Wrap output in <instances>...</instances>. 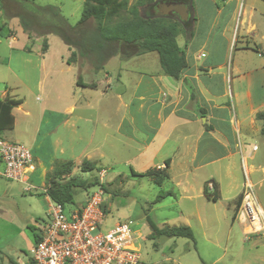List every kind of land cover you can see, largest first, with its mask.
Instances as JSON below:
<instances>
[{
  "label": "crops",
  "instance_id": "1",
  "mask_svg": "<svg viewBox=\"0 0 264 264\" xmlns=\"http://www.w3.org/2000/svg\"><path fill=\"white\" fill-rule=\"evenodd\" d=\"M252 3L247 9L237 7V0L213 4V17L199 42L200 7L192 0L193 36L185 49L187 66L179 79L163 73L156 51L123 59L114 56L104 67L89 71L70 59L73 47L63 42V69L71 71L76 66L78 74L69 88L72 98L58 92L36 117L20 103L13 108L26 115L24 128L9 136L16 128L12 108L13 127L2 134L28 145L33 157L28 175L31 190L43 188L49 205L46 174L55 161H71L77 166L87 159L96 166H107L120 156L128 170L140 173L154 167L163 169L168 159V178L157 186L170 183L175 188L176 194L167 197L176 203L184 225L188 224L193 234L200 229L206 235L213 230L212 223L218 229L224 218L228 221L225 240L232 246L242 244L240 225L244 239L250 240L258 253L257 264H264V236L251 240L235 218L244 183L254 184L256 192L264 188V122L255 118L264 107V22L254 21L257 10ZM254 34L260 36L259 41H254ZM220 41L225 44L221 58L216 52ZM239 41L245 43L238 47ZM229 42L238 51H249L253 45L260 60L250 63L249 69L239 63L226 68ZM48 46L38 52L44 66ZM6 91L16 98L12 89ZM92 91L99 92L94 101ZM0 94L4 95L5 89ZM258 135L263 150L257 156L260 148L252 138ZM164 192L170 191L159 193ZM217 204L222 207L221 215L215 212Z\"/></svg>",
  "mask_w": 264,
  "mask_h": 264
},
{
  "label": "rangeland",
  "instance_id": "2",
  "mask_svg": "<svg viewBox=\"0 0 264 264\" xmlns=\"http://www.w3.org/2000/svg\"><path fill=\"white\" fill-rule=\"evenodd\" d=\"M28 1L30 2L31 0ZM33 1L37 5H53L59 8L60 13L67 18L69 24L75 26L74 29H69L65 33L71 42L77 40L79 42L83 37L86 38L97 27L98 21L94 18H89L87 21L77 24L84 0ZM136 1L129 0V4L131 5ZM156 1L158 0H154V2ZM143 2H146V0H143ZM27 3L25 0H0V93L5 89V94H0V97L9 96L6 90L12 89L16 98L19 97L21 99L22 107L30 112V116L36 117L37 111H40L51 97H56L58 92L64 94V97L68 95L71 97L69 88L72 86L71 82H74L78 74L76 66L71 71L63 69L65 66L62 65V57L66 50L65 44L57 35L46 33L48 28L41 26L31 17L26 6ZM223 3H225V0H194V6L200 7V13L198 14L200 21L199 42L203 38L202 31L213 17V4L221 5ZM250 3L251 0H237V7L247 9L248 6H251ZM252 4L257 10L254 21L264 22V17L260 15L264 14V3L261 0H253ZM147 8L148 4L138 8L140 16L145 17ZM130 18L129 10L125 9L120 11L119 15L105 19V23L112 25L117 21ZM169 18L180 22L176 17ZM22 19L27 21L30 33L23 31ZM187 38V31L179 33L177 36L178 44L184 47V43L187 42L188 45L190 40H187ZM253 38L255 42L260 40L258 34H254ZM239 39L242 40L241 38ZM263 42L264 40L261 41V43ZM241 43L245 42L239 41L237 46L239 47ZM249 43L253 44V42ZM47 44L49 48L45 57L46 66H44L39 61L38 52L43 53L47 49ZM217 44V57L221 58L225 44L221 41L217 42ZM70 47H73L70 59L87 67L89 71L95 69L99 56L106 57L104 65L114 56L123 59L119 52L113 55L116 52L115 48L117 49L118 46L114 47L112 45L99 53L90 50L88 47L85 50H81L78 46ZM228 47L226 68L234 63H239L249 69L250 63L254 65L260 60L253 45L249 51H238L237 48L234 49L231 43ZM79 51L83 52L82 56L79 55ZM98 94L99 92H94L92 100ZM62 99L58 101H62ZM13 110L16 128L14 131L9 132V134H12L9 136L17 134V128L18 131L23 129L27 120L26 115L20 108H13ZM262 110H264V107ZM9 136L1 137L7 141L28 146L21 139ZM252 139L260 148L257 152L258 156L263 150L260 135ZM117 158H112V161L113 159L117 161L115 164L96 166L91 171L81 170L80 164L84 160L82 159L79 165L75 166L73 164L70 173L63 175L57 181L63 182L70 177H75L85 182L86 185L84 187L73 188V202L70 207L83 205L86 202L88 192H91L95 186L101 185L108 192L109 203V210L103 221L102 230H106L116 223L128 222L132 230L141 232L144 239H139L136 243L140 247L142 264L258 263V253L252 246L251 241L244 239L240 225H238V228L242 244L240 243V246H232V244L226 243L225 233L228 221H225L224 218H222L221 227H218V229L217 225L212 223L213 230H210L209 234L202 235L201 230L196 229L194 240L184 237L152 239L145 219L146 213L158 226L185 224V220L179 215L177 205L172 198L167 197L158 203H152L161 190L170 191L172 195L176 194L177 191L170 183L161 187L153 184L149 180L151 179L150 177L132 178L127 164L123 160H119L122 159L120 156L119 159ZM253 160L254 157L249 160V163H252ZM94 164L96 163L94 162ZM163 167L165 169V166ZM103 170L104 174L100 181ZM34 182L38 184L39 180L35 178ZM255 189L256 186H254V192L258 202L264 205V188L258 192ZM47 205V198L43 188H34L27 192L22 184L0 176V264H18L32 255L35 244L33 231H39L48 222ZM221 210L222 207L217 204L215 207L216 214L221 215ZM189 221L193 224L195 223L193 219ZM246 236L252 238L251 240H259V236L264 235L259 233L256 235L247 234ZM215 240L217 245L214 244Z\"/></svg>",
  "mask_w": 264,
  "mask_h": 264
},
{
  "label": "trees",
  "instance_id": "3",
  "mask_svg": "<svg viewBox=\"0 0 264 264\" xmlns=\"http://www.w3.org/2000/svg\"><path fill=\"white\" fill-rule=\"evenodd\" d=\"M26 4L29 13L33 19L41 26L48 28L46 33L57 35L65 44L69 46H78L81 50L87 47L96 52H101L110 46H118L114 54L120 53L123 58L139 55L149 51H156L159 57V64L163 73L175 79H179L182 70L187 66L185 49L177 43V36L181 32H188L187 40L193 36L191 29V18L184 23L178 22L169 17H159L146 11L145 17L140 16L139 7L148 4L151 8L154 0H137L133 4H129V0H84L80 11V17L77 24L94 18L98 21L94 32L86 38H82L79 42H71L65 34L69 29H74V25H70L67 18L64 17L57 6L53 5H37L33 0ZM159 1V0H158ZM192 6V0H187ZM264 3V0H261ZM154 2V3H153ZM157 2V1H156ZM128 9L131 18L123 21H117L112 25L105 23V19L119 15L120 11ZM194 19V18H193ZM28 23L22 19V29L26 33H30ZM45 47V46H44ZM46 48V47H45ZM79 55H83L79 51ZM106 57L99 56L95 64V69L102 68ZM77 83H80L78 77ZM94 86V84H89ZM21 103L20 98L5 96L0 98V137L2 134L13 127V116L11 110L13 107ZM255 118L264 122V110L255 113ZM264 134V128L261 129ZM169 160L164 161L165 168L168 167ZM73 163L71 161H55L53 168L46 174L47 195L52 201L61 203L64 207H69L73 202V188L84 187L86 184L83 180L70 177L63 182H58L63 175L71 172ZM96 164L87 159L82 160L80 168L82 171H91L95 169ZM131 174L137 177H150L151 181L156 185H161L167 178L168 174L165 169L149 168L144 172H134ZM107 192V191H106ZM172 195L170 192L159 193L156 195L153 204L160 202L163 198ZM145 219L150 229L152 239L166 237H184L194 240L192 229L188 225H156L149 215L146 213ZM34 242L39 238L36 231H33ZM156 245V244H155Z\"/></svg>",
  "mask_w": 264,
  "mask_h": 264
},
{
  "label": "built area",
  "instance_id": "4",
  "mask_svg": "<svg viewBox=\"0 0 264 264\" xmlns=\"http://www.w3.org/2000/svg\"><path fill=\"white\" fill-rule=\"evenodd\" d=\"M256 146L252 147L255 150ZM248 157V156H247ZM243 168L247 173L245 158ZM33 168L30 149L0 137V176L24 184L29 192L28 175ZM104 170L101 172L100 181ZM254 184L243 185L235 218L242 224L244 234L264 235V210L257 200ZM208 187L213 190L212 182ZM107 193L101 185L88 192L86 202L64 207L49 198L48 222L36 233L32 255L18 264H142L141 232L132 230L128 222L116 223L102 230L108 212Z\"/></svg>",
  "mask_w": 264,
  "mask_h": 264
},
{
  "label": "water",
  "instance_id": "5",
  "mask_svg": "<svg viewBox=\"0 0 264 264\" xmlns=\"http://www.w3.org/2000/svg\"><path fill=\"white\" fill-rule=\"evenodd\" d=\"M152 12L159 17H174L173 14H178L180 22L187 21L189 16V5L184 1L177 0H160L155 3Z\"/></svg>",
  "mask_w": 264,
  "mask_h": 264
},
{
  "label": "flooded vegetation",
  "instance_id": "6",
  "mask_svg": "<svg viewBox=\"0 0 264 264\" xmlns=\"http://www.w3.org/2000/svg\"><path fill=\"white\" fill-rule=\"evenodd\" d=\"M160 1V0H159ZM177 1H184L185 3H187V5H189V16H188V19L189 18H191V15H192V11H191V6H190V4H189V2L187 1V0H177ZM158 2V1H157ZM156 3V2H155ZM155 5V4H154ZM154 5L151 7V8H147L148 10H149V12L151 13V14H153V12H152V9L154 8ZM149 7V6H148ZM173 16L175 17H178V14H173ZM188 19H187V21H188Z\"/></svg>",
  "mask_w": 264,
  "mask_h": 264
}]
</instances>
